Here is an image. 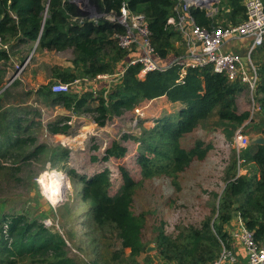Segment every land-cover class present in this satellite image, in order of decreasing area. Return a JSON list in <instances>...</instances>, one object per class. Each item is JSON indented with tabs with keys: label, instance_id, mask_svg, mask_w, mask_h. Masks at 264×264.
Segmentation results:
<instances>
[{
	"label": "trees",
	"instance_id": "1",
	"mask_svg": "<svg viewBox=\"0 0 264 264\" xmlns=\"http://www.w3.org/2000/svg\"><path fill=\"white\" fill-rule=\"evenodd\" d=\"M179 1L128 0L132 12L145 14L157 60L167 65L164 69L149 71L144 78L138 76L142 67L140 62L126 65L138 51L125 49L118 44L116 34L123 32L124 26L104 14L96 19L71 0H0V62L7 63L14 59L13 56L23 62L22 43L30 47L36 44V49L41 50L72 48L73 66L54 65V81L40 85L35 92L36 98L47 106L61 103L76 113L91 112L99 125H105L113 115L133 109L145 99L165 95L170 101L183 103L178 118L159 120L156 129L151 130L155 134L147 133L146 144H143L167 160L158 166L157 163L148 166L150 159L142 153L140 157L147 176L155 172L175 174L184 171L195 158L204 159L212 147L202 139H198L190 148L182 147L180 138L186 132L205 125L211 116L216 115L217 125L222 126V131L231 139L237 127L243 125L244 129L252 126L254 117L250 119V110L238 111L236 103L237 93L246 84L240 79L230 81L224 73L214 71L211 64L188 67L184 80L177 81L181 65L176 58L184 56L182 43L186 41L181 30L167 23V20L175 14ZM122 2L90 0L99 13H119ZM211 5L198 3L190 8L200 25L211 28L236 24L247 17L244 0H218L215 14H209ZM177 41L180 45H177ZM251 58L258 72L255 101L264 116V41L252 51ZM125 66L124 74L111 82L106 95L107 84L104 80L100 87L92 85L83 91V77L94 78L99 73H114ZM5 73L6 68L0 67V86H3ZM77 78L82 79L80 90H52V84L58 79L72 82ZM12 85H4L0 89V175L19 180V172L24 164L30 163V158L43 162L49 160L53 165H58L67 154V149L58 152L56 148L37 143L33 130L37 123L35 117L41 114L40 109H21L6 104L12 95ZM67 128V123L50 126L55 133H65ZM106 151L105 158L113 155L120 157L125 155L126 147L115 141ZM236 153L226 169V184L222 192L215 193L218 203L200 225L178 224L176 234L159 229L156 236L157 256L162 264H200L213 260L222 248L221 241L233 247V235L226 225H230L235 217H240L247 228L253 229L257 239L264 240V143L249 144ZM248 163L254 166V174L250 175L249 171L239 173V168ZM121 174L123 183L115 195L109 193L111 180L108 168L90 178L84 177L83 197L89 199L92 205L90 215L94 225L91 234L95 225L112 226L121 239V248H129V258L133 263H138L136 257L146 249L142 239L145 215H137L131 208L137 181L125 167H121ZM147 260H151V256ZM0 264L94 262L70 256L67 242L60 232L26 212L5 211V201L0 200Z\"/></svg>",
	"mask_w": 264,
	"mask_h": 264
},
{
	"label": "rangeland",
	"instance_id": "2",
	"mask_svg": "<svg viewBox=\"0 0 264 264\" xmlns=\"http://www.w3.org/2000/svg\"><path fill=\"white\" fill-rule=\"evenodd\" d=\"M77 2L85 8L86 0ZM216 3L217 0L211 2L212 5ZM88 11L91 14V9ZM20 49L24 54L23 62H20L17 56H13L14 59L7 63L0 62V67L7 70L3 86L9 83L12 76L19 79L14 78L15 81L8 84H13L10 86L11 90L16 81L20 84L9 98L10 105L17 107H23L19 104L22 98L15 95L19 90L35 86L38 88L54 81V78H50L53 77L50 61L57 59V54L45 55L41 49L25 43L20 44ZM72 56V48L59 53L62 60ZM21 63L23 68L20 72L18 66ZM3 86L1 85L0 89H3ZM246 86L248 90L245 101L249 105L247 110L252 114V94L249 85ZM32 95L36 97L35 94ZM253 95L255 99V92ZM36 101H39L38 98ZM163 104L160 100H142L137 106L144 108L145 112L142 113L136 106L120 115H113L105 125H99L91 112L76 113L69 110V114H61L55 107L36 104L41 113L35 117L37 123L33 130L37 143L56 148L58 152L66 148L67 154L58 165H53L49 160L43 162L38 158H30V163L24 164L19 172V180L6 176L3 178L0 175V200L5 201V211H23L31 217L41 219L46 226L64 236L68 254L78 260L93 261L94 264H162L157 256L156 236L159 229H164L168 234H176L178 224L200 225L218 203L215 193L222 192L226 184V169L233 155L237 154L233 135L231 139L228 138L222 131V126L217 125V116L213 115L205 125L195 127L180 138L181 145L185 148L192 147L198 139H202L205 144H212L204 159L195 158L184 171H177L175 174L155 172L147 176L143 171L141 153L150 159L148 166H154V163L158 166L167 160L143 145L146 144L147 133L154 135L155 131L151 130L156 129L161 119L169 117L176 120L181 109V106L175 107L169 101H164ZM239 109L241 106L238 111ZM72 113L76 118L69 122ZM250 117H254V124L248 128L244 127L245 133L250 140L264 137L263 112L256 110ZM64 123L68 124L65 133L50 130L51 125ZM115 141L126 147L125 155L105 158L106 149ZM121 167H125L137 181L131 208L135 214L145 215L142 239L146 249L136 257L138 263H133L129 258V248H121V239L112 226L95 225L91 234L94 225L90 215L92 205L89 199L83 197L84 177L90 178L105 168L110 170L109 193L115 195L123 183ZM55 169L63 173L62 175L60 172L63 176V190L53 201L47 193V177L43 184L41 183L42 188L35 178L45 171L51 172ZM249 169L254 174L252 163ZM148 256H151V260H147Z\"/></svg>",
	"mask_w": 264,
	"mask_h": 264
},
{
	"label": "built area",
	"instance_id": "3",
	"mask_svg": "<svg viewBox=\"0 0 264 264\" xmlns=\"http://www.w3.org/2000/svg\"><path fill=\"white\" fill-rule=\"evenodd\" d=\"M244 2L247 17L236 24L217 25L211 28L200 25L196 22L190 11L193 5L196 6L198 4L197 0H180L175 9V14L169 16L167 23L174 25L176 29L181 30L185 34L184 39L187 46V55L176 58L177 62L181 65L177 81L184 80L188 67H204L211 64L214 71L224 73L230 81L240 79L249 85L253 101L251 106L253 114L260 108V105L256 103L253 96L258 82L256 65L251 58H249L248 63H245L243 61V55L238 51H227L221 48L226 41L234 38L252 37L249 53L263 43L264 0H244ZM91 5L93 4L90 3V0H86L84 3L86 10L90 9L89 7ZM90 12L92 14L94 10L91 9ZM101 14L124 26V31L116 34L117 41L125 49H136L138 51L126 65L140 62L142 64L138 73L140 78H144L149 71L164 69L167 66L162 65L157 60V52L152 41V32L145 14L132 12L128 7V0H123L119 13L112 11ZM36 46L35 44V48ZM20 65L18 69L21 72L23 66L22 63ZM127 66L114 73H99L96 75L95 79L110 78L105 95L108 92L111 82L120 79ZM14 78L12 76L8 84L12 83L15 80ZM81 80V78H77L72 82H64L58 79L52 84V90L54 92L69 91L73 86L79 84ZM88 80L87 78L85 82ZM73 118H76V116L72 113L70 114L69 122ZM250 141L249 136L245 133L242 126L235 129L233 145L237 152L246 148L250 144ZM37 178L38 176H36L35 180L42 188V184ZM235 219L237 220L231 226L230 230L233 238L245 250L244 259L234 247H228L221 241L222 248L219 254L213 260L200 264H264V240L257 239L255 237V231L247 228L240 217H235Z\"/></svg>",
	"mask_w": 264,
	"mask_h": 264
},
{
	"label": "crops",
	"instance_id": "4",
	"mask_svg": "<svg viewBox=\"0 0 264 264\" xmlns=\"http://www.w3.org/2000/svg\"><path fill=\"white\" fill-rule=\"evenodd\" d=\"M215 1V0H214ZM218 1V0H217ZM211 2H213V0L211 1ZM211 2L209 3V5L211 4ZM178 4H179V2L176 4V6H175V9L177 8V6H178ZM208 10H209V14H215L216 12H217V10H218V6L217 5H211L209 8H208ZM182 32V31H181ZM183 34V36L185 37V34L184 33H182ZM252 42V37H245V38H237V39H229L228 41H226L223 45H222V50H227V51H240V52H242L243 51V49H245L247 46H250V43ZM177 45H180V42L179 41H177ZM182 46H183V49L185 50V52L183 53V55H187V46H186V43L185 44H183L182 43ZM43 54H45V55H47V54H49V53H54V54H57L56 55V57L55 58H57V59H55V60H53V61H50V63H51V67H53L54 65H59V66H61V67H72L73 66V63H72V58H73V56L72 57H70V58H67V59H65V60H62L60 57H59V53H61L62 52V50H47V49H45V50H40ZM67 53V52H66ZM16 60V59H15ZM6 76H7V74L5 75V80L4 81H6ZM50 78H53V77H50ZM85 78V80L88 78L89 80L88 81H86L85 82V80H84V82H83V91L85 90V89H87V88H89V87H91L92 85L93 86H95L96 88L97 87H100L101 86V82H102V80H104L105 82H106V84L108 85L109 84V80H110V78H106V79H95V77L94 78H90V77H83V79ZM16 79V78H15ZM21 79V78H20ZM16 80H19L18 78L16 79ZM18 81H16L15 82V86L12 88V95H13V93H14V90L17 88V86H20V84L18 85V83H17ZM82 87H81V84L79 83V84H77V85H75V86H73V88L72 89H76V90H80ZM36 90H37V86H35V87H31V88H29V89H22V90H19L18 91V93H15V95H19V98H22V100H19V101H21V103H19V104H21L22 106H23V108L24 107H26V106H29V105H33V107H36L35 105L36 104H42V105H44L45 107L47 106V105H45V104H43L39 99V101H36V97L34 98V96L32 95V94H35V92H36ZM246 90H248V87L245 85L238 93H237V95H236V103H237V107H239V106H241V109H239L240 111H243V110H247V109H249V105H248V103L245 101V99H246V95H247V92H246ZM29 92H31V93H29ZM34 92V93H33ZM36 95V94H35ZM16 97V96H15ZM23 98H25L24 100H23ZM14 99H17V98H14ZM145 100H149V101H154V100H160L161 101V103H162V105H164L163 104V102L164 101H169L173 106H177V107H180V108H182L183 106H184V104L183 103H181V102H179V101H176V102H173V101H170L168 98H167V96H165V95H163V96H159V97H155V98H153V99H145ZM10 103V100H8V102L6 103V104H9ZM50 107H55V108H57L58 109V111L59 112H61V114H66V113H68L69 112V109H67V108H65L61 103H55V104H50L49 105ZM48 106V107H49ZM168 106H169V104H168ZM30 107V106H29ZM31 108V107H30ZM136 108H139L138 106L136 107ZM21 109H22V107H21ZM140 109V111H142V113L143 112H145L144 111V108L142 109V107H140L139 108ZM148 111V110H147ZM149 112V111H148ZM69 114V113H68ZM250 164L251 163H248V164H246V165H244V166H242V168H240V171H239V173H245V172H248L249 171V174L250 175H253V171L251 172V170L249 169V166H250ZM247 165H249V166H247ZM254 170H255V168H254ZM238 204V203H237ZM236 220L237 219H235V218H233L232 219V221H231V224L229 225H227V229H231V226L236 222ZM233 240H234V242H233V247L236 249V251L243 257V259H244V257H245V250H244V248H243V246L240 244V243H238L237 241H236V239H234L233 238Z\"/></svg>",
	"mask_w": 264,
	"mask_h": 264
},
{
	"label": "clouds",
	"instance_id": "5",
	"mask_svg": "<svg viewBox=\"0 0 264 264\" xmlns=\"http://www.w3.org/2000/svg\"><path fill=\"white\" fill-rule=\"evenodd\" d=\"M46 177L48 180V183L46 186L47 193L49 195V198L52 199L53 201H55V199L57 198V196L60 193L61 181L59 178H57V175L53 171H51V172L45 171L37 179L39 182H41L43 184V181L45 180Z\"/></svg>",
	"mask_w": 264,
	"mask_h": 264
},
{
	"label": "water",
	"instance_id": "6",
	"mask_svg": "<svg viewBox=\"0 0 264 264\" xmlns=\"http://www.w3.org/2000/svg\"><path fill=\"white\" fill-rule=\"evenodd\" d=\"M71 1L77 2V1H80V0H71ZM197 1H198V3L200 5L209 6V1L208 0H197ZM89 8L92 9V10H94V13H92L91 15L93 17H95L96 19L102 15L101 13H99V12L96 11V8H95L94 5H91ZM242 52L244 54V58H243L244 61L246 63H248V59H249V48H245ZM257 143H264V137H258L256 139L254 138V139H252L250 141V144H257ZM235 205H237V203H235Z\"/></svg>",
	"mask_w": 264,
	"mask_h": 264
},
{
	"label": "bare ground",
	"instance_id": "7",
	"mask_svg": "<svg viewBox=\"0 0 264 264\" xmlns=\"http://www.w3.org/2000/svg\"><path fill=\"white\" fill-rule=\"evenodd\" d=\"M209 1V3L212 1V0H208ZM179 30V29H178ZM258 47V46H257ZM257 47H255V48H257ZM246 48H249V46H247ZM250 49V48H249ZM244 50V49H243ZM254 50V49H253ZM240 52V51H239ZM242 55H243V58H244V54H243V52H240ZM251 53H252V51L249 53V58H251ZM252 59V58H251ZM243 61H244V59H243ZM245 62V61H244ZM248 62H249V59H248ZM246 63V62H245ZM242 81V80H241ZM243 82V81H242ZM243 83H245V84H247L246 82H243ZM248 85V84H247ZM256 90V89H255ZM255 92V91H254ZM253 92V93H254ZM254 96V95H253ZM252 115V114H251ZM242 127H243V125H242ZM56 175H57V178H59L60 179V181H61V184H60V192H62V190H63V173H62V175L60 174V172H59V170H57V169H55V170H52ZM47 179V178H46ZM47 182V181H46Z\"/></svg>",
	"mask_w": 264,
	"mask_h": 264
},
{
	"label": "flooded vegetation",
	"instance_id": "8",
	"mask_svg": "<svg viewBox=\"0 0 264 264\" xmlns=\"http://www.w3.org/2000/svg\"><path fill=\"white\" fill-rule=\"evenodd\" d=\"M252 117H250V119H251Z\"/></svg>",
	"mask_w": 264,
	"mask_h": 264
}]
</instances>
